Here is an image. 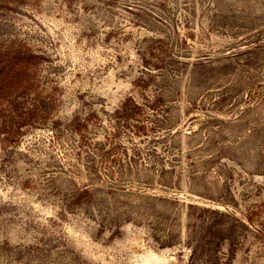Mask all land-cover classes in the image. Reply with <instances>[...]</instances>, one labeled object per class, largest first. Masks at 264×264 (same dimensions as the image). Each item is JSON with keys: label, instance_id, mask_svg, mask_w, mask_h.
I'll use <instances>...</instances> for the list:
<instances>
[{"label": "rangeland", "instance_id": "rangeland-1", "mask_svg": "<svg viewBox=\"0 0 264 264\" xmlns=\"http://www.w3.org/2000/svg\"><path fill=\"white\" fill-rule=\"evenodd\" d=\"M264 264V0H0V264Z\"/></svg>", "mask_w": 264, "mask_h": 264}, {"label": "bare ground", "instance_id": "bare-ground-1", "mask_svg": "<svg viewBox=\"0 0 264 264\" xmlns=\"http://www.w3.org/2000/svg\"><path fill=\"white\" fill-rule=\"evenodd\" d=\"M141 238H135L134 240V245L138 248L139 253L142 258L144 259V263H147L149 261H154L156 264H163V261H165V258L163 259V256H160L159 254L155 253L154 251L147 249L144 247L142 241L140 240Z\"/></svg>", "mask_w": 264, "mask_h": 264}]
</instances>
